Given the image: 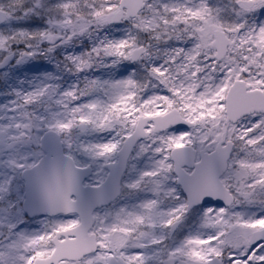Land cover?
I'll return each mask as SVG.
<instances>
[{
	"label": "snow or ice",
	"instance_id": "1",
	"mask_svg": "<svg viewBox=\"0 0 264 264\" xmlns=\"http://www.w3.org/2000/svg\"><path fill=\"white\" fill-rule=\"evenodd\" d=\"M15 6L10 5L8 11L0 7V21L10 19ZM40 7L41 0H35L34 8ZM230 8L241 22L222 23L220 10L209 7L206 0H63L56 6L57 16L49 20L48 31L0 36L2 51H8L10 41H29L30 51L21 53V58H31L42 54L32 41L48 42L50 53L58 44H68L93 29L127 20L156 42L174 39L192 45L174 48L165 53L162 64L150 68L152 80L167 94L145 99L144 86L131 78L113 84L91 81L88 89L104 91L111 101L70 109L81 93L78 88L66 91L60 103L69 110V118L55 125L61 133L78 125L98 129L118 125L126 141L147 138V149L159 159L132 187H140L144 180H165L175 171L188 190L189 203L161 214L157 201L152 200L139 213L122 211L111 224L103 220L92 223L83 216L69 220L27 240L23 248L28 255L20 257L23 264H146V257L136 249L148 247L149 230L173 228L191 203L205 197L222 198L228 205L205 212L203 227L213 234L187 239L167 254L165 264H264V217L246 218L230 211L237 203L254 202L255 194L264 192V24L251 26L246 22L249 14L264 8V0H231ZM151 54V46H141L129 34L126 39L101 42L85 56L67 59L76 72H84L106 58L115 64L140 61ZM53 92L55 88L46 85L24 96L22 103L32 104ZM251 117L258 119L245 126L242 121ZM178 123L189 125L193 131L167 135ZM197 144L201 158L195 171L185 172L183 166L193 161ZM235 145L246 158L230 159ZM118 147L109 143L93 151L106 157ZM217 171L227 172L228 177L218 180ZM75 181L71 168L64 175L54 172L46 181L45 202L50 210H75V201L70 199ZM150 243L162 241L151 239Z\"/></svg>",
	"mask_w": 264,
	"mask_h": 264
},
{
	"label": "rangeland",
	"instance_id": "2",
	"mask_svg": "<svg viewBox=\"0 0 264 264\" xmlns=\"http://www.w3.org/2000/svg\"><path fill=\"white\" fill-rule=\"evenodd\" d=\"M61 2L63 0H41L42 7L34 8L35 0H0V7L6 11L10 10V5H16L12 17L0 26V36L18 37L21 32L36 35L48 31L50 28L49 20L57 16L55 9ZM178 2H182V0H153L150 3ZM206 2L209 7L220 10L222 23L235 24L241 22L240 18L230 8L231 0H206ZM246 22L251 26L264 24V8L249 14L246 17ZM129 34L134 35L141 46H151L152 54L149 58L140 60L136 64L129 61H119L116 62V65L121 69L125 67V71L129 70L131 76L140 73L139 81L138 78L131 79L144 86L143 97L145 99L151 95L167 94L165 89L152 80L150 68L162 64L166 58L165 53L178 47L190 48L191 43H180L174 39L167 42H156L149 33L135 30L127 20L118 25H105L93 29L89 34L75 38L68 44H58L50 53L40 49L39 44L41 42L32 41L34 48L38 45L42 54L31 58H21V53L27 51L22 48L16 52L17 59H19L18 63L12 64L0 72L4 81L9 79V84H5V86L0 84V139L5 142V145L0 147V264H23L20 257L28 255L23 248L27 240L49 232L56 225L66 223L69 220H76L66 216L27 219L21 208L24 188L20 174L23 169L35 164L40 158L39 139L41 135L47 130H54L57 123L64 122L69 118V110H66L60 103L64 92L78 88L81 93L78 100L71 102L70 109L93 102L107 104L112 97L101 90L90 91L87 87L88 84L91 81L113 84L128 79L121 76L120 73L119 76L117 74L97 78L93 75L87 76L89 70L76 72L67 58L85 56L93 48L98 47L101 42L126 39ZM18 43L25 45L29 41L20 39L10 41L8 51L0 50V59L10 52L12 45ZM156 54L163 59V62L156 60ZM110 59L106 58L98 61V63L105 65L107 63L105 60ZM24 81L27 82V85L23 84ZM49 84L55 88V92L38 100L36 105V102L28 105L19 103L22 102L24 96ZM24 86H26L27 93L21 92ZM257 119L258 117H251L242 123L247 126ZM18 124L21 125L20 128L16 127ZM24 125H27V128ZM55 131L57 130L55 129ZM192 131V128L187 130L173 128L167 131V135L180 136ZM57 132L61 134L65 152L74 159L75 164L80 167H92L93 175L87 181L89 184H98L105 178L104 164L115 160L116 151L124 139L122 129L118 125L104 129L78 125L74 126L70 132ZM109 143L119 145L111 155L99 157L93 151L95 147ZM148 144L149 141L146 140L137 146L122 179L121 196L113 208L97 210L94 214L96 220H103L111 224L115 221H112V218L116 219L122 211L139 213L142 206L152 200L157 201L158 213H167L165 211L168 210V207H164V199L168 192H172L174 195L177 191L174 184L175 180L171 174L165 180H144L140 187H132L133 184L141 181L144 172L155 167V162L159 159L154 152L147 149ZM198 146L200 145L197 144L195 147ZM244 158H246V153L239 145H236L231 160L238 161ZM227 177L228 173L222 180ZM158 184L160 185L159 188L157 187ZM149 192L154 193L153 197H150ZM257 193L254 202L237 203L230 209L231 213L246 218L264 217L262 201L256 203ZM262 193L264 197V192ZM180 205L178 203L168 206L179 207ZM209 208L211 207L197 209L190 215L183 217L173 232L160 226L150 229L148 247L136 249V251L144 254L146 264H158L162 256L180 247L187 239L196 236L206 238L213 234L203 227L205 212ZM211 209L225 208L213 207ZM151 239L161 240L162 243L153 245L150 243Z\"/></svg>",
	"mask_w": 264,
	"mask_h": 264
},
{
	"label": "water",
	"instance_id": "3",
	"mask_svg": "<svg viewBox=\"0 0 264 264\" xmlns=\"http://www.w3.org/2000/svg\"><path fill=\"white\" fill-rule=\"evenodd\" d=\"M3 22H5V20L0 21V24ZM117 23L118 22L113 24ZM11 58V56L7 57L5 61L0 64V67H4L11 60ZM173 126H181L183 128L190 127L184 123H178ZM141 138L144 137H138L132 141L124 140L123 145L118 152V161L116 163H109L105 165V168L108 170V175L100 185L84 186V180L91 175V168L76 166L71 157L64 155L59 135L52 130L46 131L41 138V149L44 154L37 164L24 170L22 173L25 188L22 207L25 214L29 218L68 214L69 212L52 211L49 209L45 202L44 186L46 181L53 175L54 172L64 175L67 173L68 169L71 168L75 172L76 177L74 190L70 193V199L74 197L73 201H75V210L73 212L78 214L80 220L83 216L87 217L92 223H94L92 215L93 211L96 208L110 204L119 196L120 181L122 174L126 169L127 159L136 142ZM0 144H2V141H0ZM195 165L196 164L191 162L185 166L195 167ZM224 172L225 171H217L218 180H220V176ZM174 173L178 176L177 182L181 185L184 193L186 194L187 203H189L190 197L188 190L181 181L180 176L175 171ZM212 202L228 207L222 198L205 197L200 202L191 203L188 207V211L197 205H206Z\"/></svg>",
	"mask_w": 264,
	"mask_h": 264
},
{
	"label": "flooded vegetation",
	"instance_id": "4",
	"mask_svg": "<svg viewBox=\"0 0 264 264\" xmlns=\"http://www.w3.org/2000/svg\"><path fill=\"white\" fill-rule=\"evenodd\" d=\"M39 47H40V49H43L44 51L45 50H47L50 46L49 45H46L45 44V42H41L40 44H39ZM56 47V46H55ZM54 47V48H55ZM22 48H24L25 49V47H24V45L23 44H21V43H18V44H14V45H12V47L10 48V52L7 54V55H9V54H14V56H16L17 57V54H16V52L17 51H19V50H21ZM26 50H30V49H26ZM7 53V52H6ZM6 55V56H7ZM5 56V57H6ZM4 57V58H5ZM4 58H2V59H0V61H2ZM17 61V59H14L12 62H11V64H17L18 62H16ZM10 64V65H11ZM9 65V66H10ZM9 66H7L6 68H8ZM6 68H4V69H0V72H2V71H4ZM147 139H144V140H141L140 142H139V144L140 143H142L143 141H146ZM138 144V145H139ZM196 149H197V151H198V153H200V146H198V147H196ZM200 159V156L199 155H197V157L195 158V161L197 162L198 160ZM185 171L186 172H191V170L190 169H185ZM172 174V177H173V179H175V182H174V184H175V186L177 187L176 189H177V191H176V193H174V195L176 196H174V195H171V196H169V195H167L166 196V198L164 199V207H168V210H166L165 212H170V211H172L174 208H176V207H169L168 205H176V204H178L179 203V205L180 204H185L186 203V198H185V195L183 194V192H182V190L180 189V187L179 186H177V183H176V178H175V176H173V173H171ZM88 179L85 181V184H89L88 182ZM149 194H150V197H153V194L154 193H150L149 192ZM118 199L119 198H117L115 201H113L111 204H109L108 206H106V207H103V208H100V209H98V210H107V209H110V208H113L114 206H115V204L117 203V201H118ZM74 200V199H73ZM205 207H211V208H213V207H217V204H209V205H207V206H203V205H201V206H197V207H195V208H193L192 210H190V211H187L186 213H185V215H184V217L185 216H187V215H190L193 211H195V210H197V209H200V208H205ZM166 213V214H167ZM67 218L68 217H71V218H75L76 220H79V217H78V215L76 214V213H68L67 215H65ZM115 219H113L112 218V221H114ZM173 232V231H172ZM164 242H166L165 240H164ZM165 244V243H164ZM167 259V255H165V256H162V258L159 260V263L158 264H164V261Z\"/></svg>",
	"mask_w": 264,
	"mask_h": 264
},
{
	"label": "trees",
	"instance_id": "5",
	"mask_svg": "<svg viewBox=\"0 0 264 264\" xmlns=\"http://www.w3.org/2000/svg\"><path fill=\"white\" fill-rule=\"evenodd\" d=\"M105 62H107V63H105V65H102V64H100L98 62L95 63L92 68L88 69L89 72L87 73V76L93 75V76H95L97 78L99 76L100 77H105V75H110V74H117V75H119V73L120 74L124 73V71L119 66H117L116 63L114 64L111 59L110 60H105ZM0 84H4V85L5 84H9V79L6 80V81H4L2 78H0ZM23 84L24 85H27V82L24 81ZM25 87L26 86H24L23 89H21V92H23V93L26 92L27 93V89ZM19 103L20 104H23L22 102H19ZM37 103H38V101H36L35 105ZM259 201L260 200H258V202Z\"/></svg>",
	"mask_w": 264,
	"mask_h": 264
}]
</instances>
